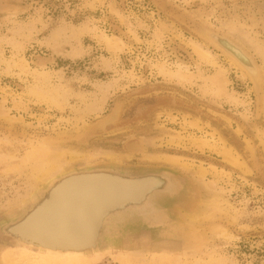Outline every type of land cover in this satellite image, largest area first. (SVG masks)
<instances>
[{"label": "rangeland", "instance_id": "rangeland-1", "mask_svg": "<svg viewBox=\"0 0 264 264\" xmlns=\"http://www.w3.org/2000/svg\"><path fill=\"white\" fill-rule=\"evenodd\" d=\"M182 14L231 33L235 43L232 26L264 49V0H0V216L72 167L167 166L195 184L205 212L214 207L211 217L192 224L195 209L181 214L201 229V241L175 253L107 250L89 264H264V78L258 99L249 74L244 79L228 68L233 54L206 43ZM198 43L218 54L216 64L194 52ZM161 65L189 78L164 74ZM218 65L227 68V81L217 94L210 78ZM59 84L67 90L59 106L27 94L32 86ZM87 102L101 105L84 113ZM115 103L119 121L84 138ZM224 149L237 164L223 157ZM170 156L187 165L165 162ZM27 250L54 264L82 253L0 247V264H28L17 257ZM124 251L141 255L126 259Z\"/></svg>", "mask_w": 264, "mask_h": 264}, {"label": "water", "instance_id": "water-1", "mask_svg": "<svg viewBox=\"0 0 264 264\" xmlns=\"http://www.w3.org/2000/svg\"><path fill=\"white\" fill-rule=\"evenodd\" d=\"M182 15L206 43L224 53L202 33L216 30L201 29V22ZM254 91L261 99L262 89L254 86ZM112 109L120 115V104ZM110 112L90 123L97 130L91 135L119 121L118 115L113 123L97 124ZM200 197L188 177L167 166L105 161L72 167L42 181L19 206L0 216V247L53 253L190 250L201 241V229L187 224L180 213L192 212Z\"/></svg>", "mask_w": 264, "mask_h": 264}, {"label": "bare ground", "instance_id": "bare-ground-1", "mask_svg": "<svg viewBox=\"0 0 264 264\" xmlns=\"http://www.w3.org/2000/svg\"><path fill=\"white\" fill-rule=\"evenodd\" d=\"M200 22V21H199ZM201 24H203L204 25V23L202 22ZM206 24V23H205ZM207 25V24H206ZM210 26V25H209ZM209 26H206V27H209ZM205 27V25L204 26H200V28L202 29V28H206ZM212 27V26H211ZM211 27H209L210 29H211ZM212 29H214V30H216V31H218L217 33H216V31H209L207 28L206 29H202V33L205 35V36H208V38H210L211 40H216L217 41V43H218V48H220V50H222L224 53V55L225 56H229V55H231V54H233L232 55V57H234L235 58V60H236V62H237V64H236V62H227V64H228V68H234L235 70H237V72L241 75V77L242 78H244V79H247V75L245 74V73H248L249 75V78L250 79H252V81H253V83H254V86H256L259 90H261V89H263V78H264V49H263V47H261V46H257V45H252L251 43V41H250V43L247 41V40H245L242 36H241V34H239V32L237 31L236 33L234 32V27L232 28V26L230 27V29H228L230 32H232L235 36H237L236 38H238L239 40L238 41H236L235 42V44L237 43V45H238V43L239 42H241V48L243 47V46H245L247 49H248V51H247V54H248V52L250 51V52H252L257 58H259V60H260V64L258 65V66H256L255 65V62H254V60L252 59L253 57L251 56L252 54L251 53H249V54H251V55H247L243 50H241V49H238L237 48V46L234 44V43H232L231 41H229L228 39H226L229 35H231V33L229 34V32L228 33H226V34H229L228 36L225 34V33H223L222 31H219V30H217L216 29V27L215 28H212ZM218 29H220V28H218ZM227 30V29H226ZM227 30V31H228ZM220 32H222L221 34H220ZM219 36H218V35ZM107 35V34H106ZM106 35H104V37H103V39H105V41L107 42V45H108V47H112V46H114L113 45V40H112V37L110 38V37H108V36H106ZM243 35V34H242ZM234 36V37H235ZM228 38H230V37H228ZM231 40H233L232 38H230ZM247 39V38H246ZM114 43H115V41H114ZM199 44V43H198ZM243 44V45H242ZM253 44H255L254 42H253ZM117 45V44H116ZM119 46V45H118ZM221 46V47H220ZM113 49V48H112ZM116 49V48H115ZM194 52L201 58V59H204V60H206L207 62H211V63H213V64H216V56L218 55V54H216V53H213L211 50H209L208 48H207V46H205L204 44H202V43H200L199 45H194ZM224 49L227 51V53L224 51ZM252 58H251V57ZM256 59V58H255ZM218 67H219V71L217 72V74L216 75H214V76H212L211 78H210V81H211V83H215V84H217V86H216V88H217V90H216V93L218 94V93H221V89H223L225 86H220V85H224V83H226V81H227V79L225 78V75L223 74V73H226V71H227V68L226 67H224V66H222V65H218ZM172 69V68H171ZM160 71H162V72H164V74L166 73V74H168L169 76H173V75H176V76H178V78H180V79H182V78H189L188 77V74H184V72H182L181 70H179V69H177V70H175V71H173V70H171V71H168V70H166L165 69V67H164V65H161L160 66ZM45 74H46V72H45ZM221 75H222V78H221ZM47 80L49 79V74H47ZM46 80V81H47ZM49 81V80H48ZM44 82V81H43ZM43 85V84H42ZM48 84H46V86H47ZM50 85V84H49ZM58 85V84H57ZM56 85V87H53L52 86V88L49 86V87H45V88H42V86L41 87H35V86H32V87H29V89H28V91H27V94H29L30 96H34L35 98H37V99H39V100H43V101H46V102H48V103H50V104H54V105H57V106H59L60 105V102L62 101V102H65L66 100V92H67V90H66V92H65V90H63L61 87L63 86V85H61V87H60V84H59V86H57ZM253 88V90H254V87H252ZM222 92H224V91H222ZM69 95V94H68ZM101 100H102V102H103V99L102 98H100ZM100 100V101H101ZM99 101V100H98ZM98 101H97V104H98ZM45 102V103H46ZM102 102H100V103H102ZM87 105H85V106H87V108L86 107H84V108H86V110H84V113L86 112V111H92V109L94 108V110H96V107H98V106H100V105H98V106H94V107H88V106H90L89 104H88V102L86 103ZM95 104H96V101H95ZM51 107V106H50ZM102 107V106H101ZM98 109V108H97ZM101 109V108H100ZM114 111V112H113ZM89 112H87V114L89 113ZM82 114V116L84 115L83 114V112L81 113ZM118 115H119V112H118V110H114V109H112L111 110V112H110V114H109V116L107 117V118H105V120H102V121H99L97 124L98 125H104V124H108V123H113V122H115V121H113L115 118H117L118 117ZM262 115V114H261ZM82 116H80L79 118H77L76 120H79V121H81L82 122V124H83V126L86 128L87 127V125L85 124V122H84V120H83V117ZM113 121V122H112ZM117 122V121H116ZM76 124V123H75ZM75 128H77V127H75ZM85 128H84V130L83 131H85ZM92 128L94 129V127L92 126ZM91 128V125L89 124L88 125V127H87V130L84 132L85 133V136H84V138H86V137H88V136H90L93 132H96L97 130H93ZM93 130V131H92ZM74 136L76 135V134H73ZM78 135V134H77ZM199 141H201L200 139H199ZM134 149H137V150H141V145H139V144H136L135 146H134ZM223 150V149H222ZM49 152H51V151H49ZM54 152V151H53ZM75 154H76V152H75ZM148 154V153H147ZM235 154V153H234ZM79 155V154H78ZM104 155V154H103ZM149 155H150V153H149ZM149 155H147L146 157L148 158L149 157ZM222 155H223V157L225 158V159H227L229 162H231V163H233V164H237L238 163V159L235 157V156H233V154L232 153H230V151L228 150H225L224 149V151H222ZM73 157H76V156H72L71 158H73ZM105 157H111V158H113V157H116L114 154H112V153H105ZM150 157H152V155L150 156ZM166 160H165V162L167 161V162H170V163H173V164H179V165H181V166H186L185 165V163H181L177 158H171V156H170V158H165ZM160 160V159H159ZM182 161V160H181ZM164 162V163H165ZM201 173V172H200ZM205 205V204H204ZM209 208V207H208ZM195 210V214H193V216H191L190 218H189V221H190V223L192 224L193 223V221L194 220H197V218H202V215L203 214H205L203 217H207V218H209V217H211V214H212V212H215L214 211V207H213V209H210L208 212H205V210H204V208H203V205L202 204H199V206H197V208H194ZM186 213H189V212H186ZM181 214L182 213H180V216H181ZM192 215V214H191ZM187 223V222H186ZM188 224V223H187ZM222 231H223V229H221ZM23 248V247H22ZM21 251V250H20ZM67 253H71V252H67ZM98 253H100V252H91V253H85V252H82L81 254H76V255H72V253H71V256L69 255H67V257H65V258H63V261L64 262H62V263H60V264H89V263H91V261H93L97 256H98ZM123 253H125L126 255H125V258L126 259H129V258H135V257H138L139 255H141V254H137V253H132V252H128V251H124ZM49 254V253H48ZM47 255V254H46ZM50 255V254H49ZM49 255H47V256H49ZM65 255V254H64ZM57 256V255H56ZM17 257L18 258H20V259H23V260H25L28 264H37V262H39L38 260H40V261H42V262H47V263H49V264H54V261H57V260H51V259H48L47 257L43 260L42 258H40L41 257V254L39 255V254H33V253H31L30 251H22V252H20V253H18L17 254ZM57 258V257H56ZM59 260H60V257H59ZM59 263V262H58Z\"/></svg>", "mask_w": 264, "mask_h": 264}]
</instances>
